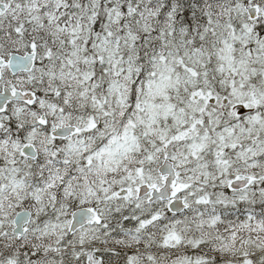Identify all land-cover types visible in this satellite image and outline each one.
Returning a JSON list of instances; mask_svg holds the SVG:
<instances>
[{
	"label": "snow or ice",
	"instance_id": "6c2138e0",
	"mask_svg": "<svg viewBox=\"0 0 264 264\" xmlns=\"http://www.w3.org/2000/svg\"><path fill=\"white\" fill-rule=\"evenodd\" d=\"M0 264H264V0H0Z\"/></svg>",
	"mask_w": 264,
	"mask_h": 264
}]
</instances>
